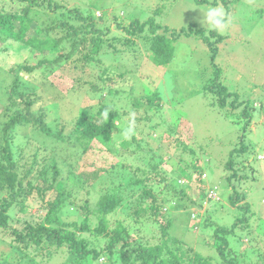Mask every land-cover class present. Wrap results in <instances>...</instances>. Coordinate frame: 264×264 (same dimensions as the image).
I'll return each instance as SVG.
<instances>
[{"label":"rangeland","instance_id":"1","mask_svg":"<svg viewBox=\"0 0 264 264\" xmlns=\"http://www.w3.org/2000/svg\"><path fill=\"white\" fill-rule=\"evenodd\" d=\"M53 3L62 6L57 9V12H66L70 10V7L80 6L84 12L96 11L98 15L101 10L107 18L120 17L119 21L126 25L131 23L132 17L146 19L153 15L157 8L163 9L166 6L163 12L157 13L156 20L176 29L187 28L193 22L203 26L200 22L203 17L202 11L209 5L223 6L226 9L230 23L223 32H219L223 38L217 43L219 48L217 54H212L211 49L200 36L182 37L175 43L174 56L170 63L160 66L147 59L145 47L138 37L133 38L139 41L138 44H141V50L144 48V51H122L123 41L113 39L114 37L125 38L127 33L117 28L112 22L103 23L102 29L106 31L103 50L92 62L84 63L81 68L73 70L72 63L66 59L64 62H69L67 69L59 65V67L56 66L55 71L49 72V66L46 75V72L41 71L29 73L23 77L26 83L19 85L20 91L23 92L26 89L28 92L36 90L35 97L39 99L38 105L43 106L48 114V124L55 130L61 131L64 138L44 133L35 126H28L20 128L16 135V142L25 145L28 152L38 151L39 168L51 169L53 159L59 163L62 171L61 180L66 182V187L72 191L73 199L76 201L64 206L60 215L62 220H80L85 216L87 212L77 215L80 204L88 203L90 210H94L97 200L105 191L103 186L106 183L117 184L122 181V177L123 182L130 179L131 173H128L127 167L130 163H139L146 168V171L151 172L149 161L152 159L151 156L155 155L154 160L160 162L161 173L169 172V177L175 173V166L181 162L178 161L177 155H180L183 160L186 158L187 163L196 162L200 166L202 164V170L208 172L206 180L208 183L199 182L197 180L199 174L193 175L187 193L191 198L196 199L203 195L208 186L217 185L220 200H210L209 209L204 215L206 216L205 224H200V227H195L200 219L198 216H192V204L186 200L182 203V208L178 209L174 207L175 203L169 209V215L173 219L170 234L183 238L191 246L219 260L217 249L212 245L214 239L212 224L214 228L218 225L231 226L234 219L242 216L244 212L239 206L247 201L251 205V210L247 212L249 228L241 229L243 225L246 226L244 223L234 232L228 233L233 248L232 256L237 258V264H257V260L260 264L259 255L264 249V0H53ZM27 4L19 0H0V12H21ZM31 6L35 8L34 13L39 10L53 13L47 3L44 7H37L35 4ZM35 16L28 30L30 35L36 33L35 27L42 22L39 14ZM107 26H110V30ZM203 27L207 28V25ZM53 34L60 35L59 32ZM45 35L44 32L43 36ZM215 38V36L211 37L213 40ZM111 43H116L121 51L115 52L110 46ZM2 45L4 41L0 42V46ZM55 51V48L47 49L39 57L54 58L57 53L63 52ZM3 57L8 63L4 66L0 63V134L3 127L2 120L7 118L5 107L9 103V94L12 92L8 85L11 83L12 74L7 66L19 61V54L13 49L8 54L0 55V59ZM24 58L31 62L37 60L29 48L22 50L20 60ZM124 65L127 69H134L137 65L138 74L130 72L127 80L123 78L118 80L114 87H118L121 92L117 96L106 95L103 100L99 97L103 95H96L89 85L83 83L86 80L102 83L100 77L105 69L110 74H116L126 69ZM214 65L220 68L221 80L231 90L239 92L243 99L247 97L253 99L258 109L249 124L246 125V117L240 114H234L238 118L237 123L232 118L226 117L224 111L216 105L215 96L204 88L216 76ZM140 73L147 74L148 77H143L139 75ZM156 90L161 94V101H164L160 109L144 100L138 109L132 113H126L133 105L129 95L141 97L153 94ZM17 96L20 97V93ZM105 103L120 112L116 117L117 122L122 127L128 126V129L132 131L115 134L112 142L104 139L100 142L95 140L91 158L96 157L97 166H103L108 170L104 173L107 177H101L97 182L89 184L77 177L82 170L91 168L84 159L86 157V153L83 152L85 142L82 141V143L71 134V129L78 113L87 111L96 113L99 106ZM34 108L36 109L37 105H34ZM134 116L142 117L143 121H133ZM147 117H150L151 121H148ZM163 118L166 121L178 123V131L172 136L169 137L160 126H157L151 134L140 131L141 128L146 130L149 122L154 124L161 122ZM141 137L144 139L141 152L139 150L131 153L132 146L126 151L125 144H119L122 140L135 142ZM242 137L248 150L235 151L242 143ZM178 141L182 143V146ZM119 153L121 155L118 157L117 167L111 168L112 160H116L113 155ZM158 154L162 155L163 160ZM230 161L234 162V168H238L241 175L240 181L234 180V182L241 186L240 190L246 192V198L235 205L230 202L229 194L232 188L227 184L226 179L234 170L228 167ZM50 169L49 178L53 173ZM189 170L192 171L191 168ZM35 183L43 184L41 179ZM132 185L124 189L126 200L108 218L112 223L115 220H125L135 239L156 244L162 236L159 224L163 222L164 217L162 219L159 217V222L152 218H143L136 222L128 212L136 204L141 187L133 189L136 184ZM152 187L159 198L166 200L169 198V195L161 191L162 184L154 183ZM51 193L54 191L46 193L45 200L35 191L23 200L18 199V203L10 209L12 225H20L22 219L37 218L35 215L37 212L43 215L44 207L43 210H39V206L52 198ZM24 205L28 206V209L24 208ZM164 207L162 209L165 212L167 208ZM197 209L200 208L195 206L194 210ZM206 209L205 206L201 210L203 212ZM208 218L212 221L210 225L206 224ZM96 220L95 217L94 222ZM13 239L8 231L0 230V255L10 249V242L14 243ZM100 242L105 244V240L100 239ZM34 247L29 249L22 247L20 251V255L27 252L31 258L22 257L24 259H21L14 254L2 257L0 264H62L64 255L58 253L46 262L41 255H34L37 251ZM106 262H108L106 257H102L101 261L94 264H106ZM111 263L123 264L117 254L112 257Z\"/></svg>","mask_w":264,"mask_h":264},{"label":"trees","instance_id":"2","mask_svg":"<svg viewBox=\"0 0 264 264\" xmlns=\"http://www.w3.org/2000/svg\"><path fill=\"white\" fill-rule=\"evenodd\" d=\"M19 1L28 3L21 12H0V42L4 41V45L0 46V55L8 54L13 49L19 54V61L7 66V69L12 74L11 83L8 84L12 92L9 94V103L5 107L7 118L2 120L3 127L0 134V230L8 231L11 237L14 238V243L10 242V249L0 255V260L4 256H12L14 254H17L21 259H24L22 257L31 258L27 252L24 255H20V251H22V247L29 249L35 246L37 251H35L34 255H41L46 262L58 253L64 255L63 261H61L62 264H94L101 261L102 257H106L108 260L106 264H112L111 259L116 254L123 264H237V258L232 256L233 248L228 233L234 232L237 227L244 223L246 226L243 225L241 229L249 226L247 212L251 210V205L247 201L239 206L244 212L242 216H237L234 219L231 226L218 225L214 228V224L209 218L206 222V224L213 225L214 239L212 240V245L217 249L219 260H215L214 256L196 249L185 242L183 238L172 235L169 232L173 225L169 209L175 203L174 207L181 209L182 203L187 200L193 207L198 206L202 209L205 207L204 204L207 205L210 200H220L219 198L208 196L209 189L218 188L217 185L208 186L199 198H191L188 195L187 190L191 180H193V175L199 174L197 180L199 182H207L208 172L202 170V164L200 166L196 162L187 163L185 161L187 160L186 158L183 160L180 155H177L178 161L185 163L180 162L179 165H176L175 173L169 177V172L161 173L160 162L154 160L155 155L151 156L152 159L149 161V170L151 172L146 171V168L139 163H130L127 166L129 169L128 173L132 174H129L130 179L123 182L124 178L122 177V181L117 184L113 182L106 183L103 186L105 191L97 200L94 210H90L88 203L80 204L78 210L81 213L78 211L77 215L87 212L85 216L80 220H62L60 215L64 206L76 203V201L73 199L72 191L66 187V182L61 180L62 171L59 163L53 159L51 169L39 168L37 164L39 162L38 151L28 152L25 145H20L16 142V135L20 128H27L28 126H35L44 133L64 138V135H61V131L55 130L48 124V114L43 106L38 105L39 99L35 97L37 94L36 90L28 92L26 89L23 92L20 91L19 85L26 83L23 77L29 73L41 71L42 73L46 72V75L48 71H55L59 65L67 69L69 62L72 63L73 70H76L81 68L84 63L92 62L96 55L103 50L104 35L106 34V31L102 29L103 23L112 22L117 28L127 33L125 38L114 37L113 39L123 41L122 45L124 47L122 51L124 50V52L140 51L141 44H138L139 41L133 37L140 38L143 47H145L146 53H144L147 59L149 58L157 66L170 63L174 56L175 43L182 37L200 36L211 49L212 54L215 55L219 52L217 43L223 38L222 34L216 31H209L207 28L199 26L196 22L189 24L187 28L183 27L180 29L172 28L159 22L156 20V15L163 12L166 6L163 9L157 8L154 14L146 19L131 16V23L126 25L119 21L120 17L111 16L107 18L101 10L100 14L97 15L96 11L93 13L84 12L80 6H75L70 7V10L66 12H57V9L62 6L53 3V0ZM45 3H47L49 9L51 8L50 10H53L52 14H49L50 12H41L39 9V12L34 13L35 8L31 5L35 4L37 7H44ZM35 14H39L42 22L35 27L36 33L30 35L28 30L35 20ZM107 29L110 30V26H107ZM44 32L46 33L45 36H43ZM57 32L60 33L59 36L53 34ZM212 36L216 38L213 40L211 39ZM110 46L115 52L121 51V48L116 43H111ZM27 48L32 51L33 56L37 57L36 61L31 62L27 58L20 60L22 50ZM52 48L56 49L55 52H63L57 53L54 58L39 57L47 49ZM142 50L144 51V48ZM66 59L69 62H64ZM0 63L4 66L8 62L3 57L0 59ZM124 68L126 69L116 73L117 75L110 74L105 69L100 77L102 83L88 80L83 81V83L89 85L96 95H103L99 96L103 100L106 95L108 97L117 96L121 92L118 87H114L118 80L120 78L127 80L130 72L138 74L137 65L134 69H127L126 65H124ZM215 68V78H212L210 83L204 88L215 96L216 105L224 111L226 117L232 118L237 123L238 118L234 114H240L246 117V125L249 124L258 109L254 105L253 99L249 97L243 99L240 97L239 92L231 90L221 80L220 68L217 66ZM139 75L148 77L147 74L144 75L143 73ZM19 93L20 97L17 96ZM129 99L133 105L129 111H126L127 114L138 109L144 100H147L148 103L158 109L163 106L164 102L163 100L161 101V94L157 90L153 94L141 97H134L131 94ZM34 105H37L36 109ZM119 113L118 110L113 109L108 103L101 104L96 113L89 111L78 113L71 129V134L75 135L81 142H85L83 152L86 153V157L84 159L87 165L91 166L90 169L86 168L79 172L77 177L80 180L93 184L101 177H107L104 173L108 168L97 166L95 162L97 158H91L90 154L93 153L91 150L95 147V140L100 142L104 139L112 142L115 134L119 132L130 133L132 131V129H128V126L122 127L117 122L116 117L119 116ZM147 119L151 121L150 117H147ZM133 121L141 122L143 119L140 116H134ZM157 126L162 127L169 137L178 131V123L166 121L164 118L161 122L154 124L149 122L146 130L139 127L138 129L141 132L144 131L151 134L156 130ZM63 127L65 128L66 126L64 125ZM131 135L134 136V133ZM245 136L244 134L243 137L245 138ZM243 137L242 143L235 151L245 152L248 150ZM143 141L144 139L141 137L135 142L134 140L132 142L122 140L119 144H125L126 151L132 146L131 149L133 150L131 153H136L139 150L141 152ZM178 142L180 143V141ZM180 145L182 146V143ZM191 150L193 151L192 148ZM120 153L113 155L116 160H112L111 168L117 167ZM159 156L163 160L162 155ZM228 167L234 169L226 179L227 184L232 188V192L229 194L230 202L235 205L238 201L246 198V192L240 190L241 186L234 182V180L239 182L241 179L238 168H234V162L230 161ZM49 169L53 171L50 178L48 177ZM39 179L42 180L43 184L35 183ZM154 183L162 184L163 188L161 187V191L169 195L167 200L159 198L158 193L152 189ZM132 184H136L133 189H140L139 187H141V192L136 198V204L128 212L134 217V220L138 222L143 218H152L154 221H158L159 217L161 219L164 217L162 219L163 222L159 224L162 236L156 244L135 239L130 233V227L124 222L125 220H115L112 223L111 219L108 218L126 200L127 196L124 193V189ZM202 186L205 187V185ZM34 191L44 200L48 191H54V193H51L52 198L46 200L44 205L39 206V210H43L44 207V214L41 215L37 212L35 214L37 218L22 219L20 225H12L10 209L18 203V199L23 200ZM2 192L4 194H1ZM164 206L167 208L165 212L162 209ZM208 207L209 205L203 212L200 210L194 212V215L200 219L195 224V227H200L202 223L205 224L206 216L204 215L209 209ZM24 208L28 209V206L24 205ZM95 217L97 220L94 222ZM100 239L105 240V244L100 242ZM210 247L212 246L210 245ZM259 257L261 258L260 264H264V249ZM257 264H259L258 260Z\"/></svg>","mask_w":264,"mask_h":264},{"label":"clouds","instance_id":"3","mask_svg":"<svg viewBox=\"0 0 264 264\" xmlns=\"http://www.w3.org/2000/svg\"><path fill=\"white\" fill-rule=\"evenodd\" d=\"M202 13H203V17L200 22L203 26L207 25V29L209 31L223 32L230 23V20L228 18V13L223 6L209 5L206 10L202 11ZM208 204L209 203H207V205ZM207 205L204 204L206 208ZM197 210H200L202 212L201 209H197ZM195 211L196 210H194L193 207V211H192L193 217H196V215H194Z\"/></svg>","mask_w":264,"mask_h":264},{"label":"built area","instance_id":"4","mask_svg":"<svg viewBox=\"0 0 264 264\" xmlns=\"http://www.w3.org/2000/svg\"><path fill=\"white\" fill-rule=\"evenodd\" d=\"M208 196L219 198L217 188H214L212 190L209 189Z\"/></svg>","mask_w":264,"mask_h":264}]
</instances>
